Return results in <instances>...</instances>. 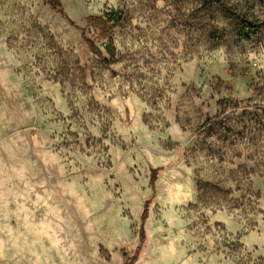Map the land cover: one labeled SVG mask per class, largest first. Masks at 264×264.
Returning a JSON list of instances; mask_svg holds the SVG:
<instances>
[{"label":"rangeland","instance_id":"obj_1","mask_svg":"<svg viewBox=\"0 0 264 264\" xmlns=\"http://www.w3.org/2000/svg\"><path fill=\"white\" fill-rule=\"evenodd\" d=\"M58 1L0 0V264H264V0Z\"/></svg>","mask_w":264,"mask_h":264},{"label":"trees","instance_id":"obj_2","mask_svg":"<svg viewBox=\"0 0 264 264\" xmlns=\"http://www.w3.org/2000/svg\"><path fill=\"white\" fill-rule=\"evenodd\" d=\"M49 4L53 9L59 7L58 0H49ZM222 16L229 22L231 26V34L239 41H247L251 38H254L256 34L259 32L258 24L251 21L245 15H242L235 10L225 7L223 5L220 6ZM115 13H104L100 16H93L87 19V29L93 30L96 32L97 36L101 40H109L112 37V29L117 22L115 17ZM116 18V19H114ZM87 43L88 50L94 54L97 58L100 59L103 66H109V61H106L102 56L100 51L95 47L94 43L90 41V39H85ZM208 123V121L206 122ZM147 215L146 208L142 214V221L145 220ZM143 241V236H141L140 242ZM139 252V248L137 249V253Z\"/></svg>","mask_w":264,"mask_h":264}]
</instances>
